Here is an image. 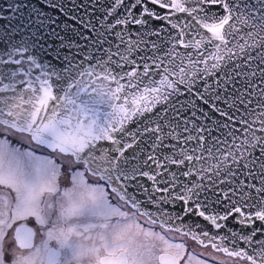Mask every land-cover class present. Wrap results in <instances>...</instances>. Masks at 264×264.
<instances>
[{"label": "snow or ice", "instance_id": "snow-or-ice-1", "mask_svg": "<svg viewBox=\"0 0 264 264\" xmlns=\"http://www.w3.org/2000/svg\"><path fill=\"white\" fill-rule=\"evenodd\" d=\"M0 189V264H264V0H0Z\"/></svg>", "mask_w": 264, "mask_h": 264}, {"label": "flooded vegetation", "instance_id": "flooded-vegetation-1", "mask_svg": "<svg viewBox=\"0 0 264 264\" xmlns=\"http://www.w3.org/2000/svg\"><path fill=\"white\" fill-rule=\"evenodd\" d=\"M0 191H7V190H5V189H0ZM24 223H28L29 226H32V225H31V222H29V221H18V222H17V226H18L19 224H24ZM157 231H159V229H157ZM169 235L174 236L175 233H169ZM189 247H190V248H193V247H194V248H196L197 251H211V249H207V250L202 249V248H200L198 245H195V244L192 243V242H189Z\"/></svg>", "mask_w": 264, "mask_h": 264}, {"label": "water", "instance_id": "water-1", "mask_svg": "<svg viewBox=\"0 0 264 264\" xmlns=\"http://www.w3.org/2000/svg\"><path fill=\"white\" fill-rule=\"evenodd\" d=\"M135 126L133 125V128H134ZM193 221H195L196 223H202V221L201 220H199L198 218H195V217H193L192 219H190L189 221H188V223L189 224H191ZM238 230V229H237ZM226 246H230V245H227L226 244ZM240 246H244L243 244H241Z\"/></svg>", "mask_w": 264, "mask_h": 264}]
</instances>
